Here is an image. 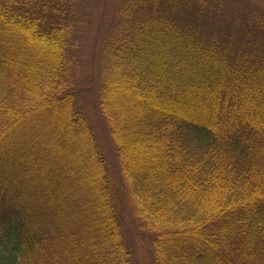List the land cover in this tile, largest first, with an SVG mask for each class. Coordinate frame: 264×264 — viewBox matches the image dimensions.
Instances as JSON below:
<instances>
[{"label": "trees", "instance_id": "1", "mask_svg": "<svg viewBox=\"0 0 264 264\" xmlns=\"http://www.w3.org/2000/svg\"><path fill=\"white\" fill-rule=\"evenodd\" d=\"M75 6L0 0V264H134ZM108 37L100 105L153 263L264 264V0H123Z\"/></svg>", "mask_w": 264, "mask_h": 264}, {"label": "rangeland", "instance_id": "2", "mask_svg": "<svg viewBox=\"0 0 264 264\" xmlns=\"http://www.w3.org/2000/svg\"><path fill=\"white\" fill-rule=\"evenodd\" d=\"M122 1L71 0L76 4L77 11V16L73 17V20L76 19V30L70 52L74 64L73 82L79 107L88 116L100 149L108 160L119 218L124 235L133 249L134 264H154L151 234L146 232L135 215L136 202L132 186L122 178L117 146L100 105L106 43Z\"/></svg>", "mask_w": 264, "mask_h": 264}]
</instances>
